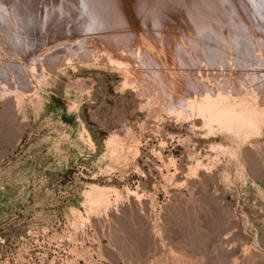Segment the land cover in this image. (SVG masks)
<instances>
[{
    "label": "rangeland",
    "instance_id": "1",
    "mask_svg": "<svg viewBox=\"0 0 264 264\" xmlns=\"http://www.w3.org/2000/svg\"><path fill=\"white\" fill-rule=\"evenodd\" d=\"M6 1L0 264H264V0ZM220 91L263 118L206 126Z\"/></svg>",
    "mask_w": 264,
    "mask_h": 264
},
{
    "label": "bare ground",
    "instance_id": "2",
    "mask_svg": "<svg viewBox=\"0 0 264 264\" xmlns=\"http://www.w3.org/2000/svg\"><path fill=\"white\" fill-rule=\"evenodd\" d=\"M2 1V0H1ZM4 1V0H3ZM6 1V0H5ZM96 1V0H95ZM115 1V0H114ZM123 1V0H122ZM146 1V0H145ZM153 1V0H152ZM7 2V1H6ZM108 2V1H107ZM159 2V1H158ZM160 2H163V1H160ZM159 2V3H160ZM4 3V2H3ZM103 3V2H102ZM114 3V2H113ZM117 3V2H116ZM121 3V2H119ZM131 3V2H130ZM136 3V2H135ZM152 3V2H151ZM156 3V2H155ZM109 4V3H107ZM128 4V3H127ZM132 4V3H131ZM137 4V3H136ZM144 4V3H143ZM147 4V3H146ZM220 4V3H219ZM224 4V3H223ZM113 5V4H112ZM152 5L154 6V4L152 3ZM165 5V4H164ZM140 7V5H138ZM159 6V5H158ZM157 6V7H158ZM227 6V5H226ZM95 7V6H94ZM118 7V6H117ZM133 7V6H132ZM144 7V6H143ZM147 7V6H146ZM151 7V6H150ZM162 7V6H161ZM2 9H4L2 6H1ZM131 8V7H130ZM148 8H149V5H148ZM165 8V7H164ZM163 8V9H164ZM1 9V10H2ZM117 9V8H116ZM125 9V8H124ZM137 11L140 9V8H136ZM155 9V8H154ZM1 14L3 11H1ZM120 10V9H118ZM126 10V9H125ZM201 10V9H200ZM217 10V9H216ZM7 10H5L3 13H5ZM129 11V10H128ZM141 11V10H140ZM143 11V10H142ZM146 11V10H145ZM148 11V10H147ZM156 11V10H155ZM158 11V10H157ZM233 11V10H232ZM9 12V11H8ZM125 12V11H124ZM131 12V11H130ZM252 12V11H251ZM123 13V12H122ZM139 15V12H137ZM157 13V12H156ZM155 13V14H156ZM96 14V13H95ZM107 14V13H106ZM135 14H136V11H135ZM154 14V15H155ZM158 14V13H157ZM197 14V13H196ZM127 15V14H126ZM133 15V14H132ZM145 15V14H143ZM150 15V14H149ZM148 15V16H149ZM154 19L156 18V16H154ZM212 15V14H211ZM216 15V14H215ZM6 16V15H4ZM3 16V17H4ZM122 16V15H121ZM136 16V15H135ZM142 16V15H141ZM140 16V17H141ZM203 16V15H202ZM201 16V17H202ZM206 16V15H205ZM219 16V15H217ZM1 17V16H0ZM16 17V16H15ZM115 17V16H114ZM133 17V16H132ZM138 17V16H137ZM152 17V18H153ZM160 17V14L157 16V20L159 19ZM173 17V16H172ZM200 17V18H201ZM51 18V17H50ZM107 18V17H106ZM148 18V17H147ZM151 18V19H152ZM9 19V18H8ZM125 19V18H124ZM146 19V18H145ZM154 19H152V22L154 21ZM197 19V17H196ZM216 19V18H215ZM1 20V19H0ZM5 21V17L3 19ZM119 20V19H118ZM149 20V18H148ZM161 20V19H160ZM164 20V18H163ZM3 21V22H4ZM120 21V20H119ZM129 21V20H128ZM156 21H154V23H157ZM200 22H202L201 20H199ZM89 22V21H88ZM87 22V23H88ZM125 22V21H124ZM149 22V21H148ZM147 22V23H148ZM160 22V21H159ZM166 22V21H165ZM218 22V21H217ZM7 23V22H6ZM112 23V22H111ZM127 23V22H126ZM125 23V24H126ZM236 23V22H235ZM5 24V23H4ZM165 24V23H164ZM152 25V24H151ZM4 26V25H3ZM6 26V24H5ZM94 26V25H93ZM107 26V25H106ZM165 26V25H164ZM202 26V24H201ZM204 26V25H203ZM203 26H202V29H203ZM255 26V25H254ZM7 27H8V23H7ZM149 27V25H148ZM171 27V26H170ZM207 27H208V24H207ZM165 28V27H164ZM207 29V28H206ZM211 29V26L210 28ZM214 30V29H213ZM212 30V31H213ZM205 31V30H204ZM204 31H203V34H204ZM211 31V30H209ZM200 33V32H198ZM121 34V33H120ZM202 35V33H201ZM111 36V35H110ZM156 36V35H155ZM231 36V35H230ZM109 37V36H108ZM112 37V36H111ZM121 37V36H120ZM206 37V35H205ZM216 37V36H215ZM110 38V37H109ZM235 38V37H234ZM15 39V38H14ZM102 39V38H101ZM105 39V38H104ZM217 40V39H215ZM233 40V39H232ZM107 41V40H106ZM111 41V40H110ZM119 41V39H118ZM211 41V40H210ZM222 41V39H221ZM225 41V40H223ZM222 41V42H223ZM18 42V41H17ZM230 42V41H229ZM73 43V42H72ZM105 43V42H104ZM115 43V41H114ZM119 44V43H118ZM122 44V43H121ZM160 44V43H159ZM236 44V43H235ZM222 45V44H221ZM251 45V44H250ZM244 47V46H243ZM103 49V48H102ZM114 50V49H113ZM243 50V49H242ZM249 53V51H247ZM137 53V52H136ZM246 53V52H245ZM122 54V53H121ZM216 55V54H215ZM226 55V54H225ZM254 55V54H253ZM79 56V55H78ZM89 56V55H88ZM96 56V55H95ZM108 56V55H107ZM117 56V55H116ZM134 56V55H133ZM152 56V55H150ZM194 56V55H193ZM218 57V56H217ZM114 58V57H113ZM216 59V58H215ZM120 60V59H119ZM122 61V59H121ZM157 61V60H156ZM195 62V61H194ZM203 62V61H202ZM63 64V63H62ZM122 64H124L122 62ZM128 64V63H127ZM118 65V63H117ZM126 66V64H125ZM129 66V65H128ZM131 67V66H130ZM56 69V68H55ZM215 75V74H214ZM248 77V76H247ZM200 82V81H199ZM203 82V81H202ZM127 83V82H126ZM129 83V82H128ZM233 86V85H232ZM205 88V87H204ZM243 88V87H242ZM200 89V88H199ZM228 90V89H227ZM221 92V91H220ZM224 93H205L204 95H200L201 98L199 99H194V100H187V106L191 109H193V111L195 112H198V114H200L202 117H203V121H204V124L208 127H213V126H222L224 128H226L228 131H230V129L233 131V130H238L240 131L241 129H243L245 126L248 125V122H253V123H258L260 122V120L263 118V115H262V111L260 109H258V107L254 106V105H250V104H247L245 102H241L240 100H238V98L234 97L235 95L231 96V95H223ZM197 95V94H196ZM195 95V96H196ZM248 97V95H247ZM241 98V97H240ZM193 99V98H192ZM242 99V98H241ZM248 102V101H247ZM183 110V109H182ZM182 112V111H181ZM197 114V115H198ZM221 127V129L223 130V128ZM250 127H248L249 129ZM264 129V128H263ZM226 130V131H227ZM245 130V129H243ZM231 131V132H232ZM242 131V130H241ZM233 133H236V132H233ZM248 133V132H247ZM109 140V139H108ZM137 141V139L132 135L131 133V130H128L124 135L120 136V135H113L110 137V140H109V145H112L113 147L109 148L108 147V150L111 149V152L113 157H116L117 161L119 158L123 157V158H126V154H127V151L129 152H135V153H138V150L139 148L137 147L138 145H136L137 143H135ZM138 142V141H137ZM126 144V145H125ZM136 145V146H135ZM212 145V144H211ZM126 148V150H125ZM259 148V147H258ZM236 149V148H235ZM246 150V149H245ZM236 153V152H235ZM249 153V152H248ZM134 155V154H133ZM137 155V154H135ZM134 155V156H135ZM246 157V155H245ZM248 158V157H246ZM122 159V158H121ZM164 159V158H163ZM249 160V158H248ZM125 161V160H124ZM251 161V160H250ZM249 163V161H248ZM195 164V163H194ZM251 167V166H249ZM200 170V169H199ZM255 171V170H254ZM230 178V177H229ZM101 189V188H100ZM118 190V189H117ZM116 189L113 191L111 188L109 187H103L101 190H97L95 189L96 191V196H94L95 198L94 199H99L98 201L104 203L105 207L108 208V206L110 205L108 203L109 201V198L111 196V194L115 193L114 195H116V199L118 198L117 196H119L120 192L117 191ZM90 191V190H89ZM132 191V190H131ZM131 193V192H130ZM137 193V192H136ZM135 193V194H136ZM90 195L88 194V197ZM135 196V195H134ZM138 196V195H137ZM142 196V195H141ZM86 200V199H85ZM92 200V199H91ZM96 201V200H93V202ZM110 202V201H109ZM92 203V202H91ZM108 203V206H106ZM102 205V204H101ZM141 208V207H140ZM93 212V211H92ZM101 212V211H100ZM198 214V213H197ZM264 219V218H263ZM111 222V221H110ZM192 224V223H191ZM195 227V226H194ZM207 241V240H206ZM262 249V248H261ZM173 255V254H172ZM247 255V254H246ZM252 255V254H250ZM254 255V254H253ZM249 257V256H248ZM247 257V259H248ZM188 260V259H187ZM186 260V261H187ZM173 261V260H172ZM190 261V260H189ZM249 261V260H248ZM191 263V262H190ZM189 262H187V264H190ZM182 264V263H180ZM193 264V263H192ZM210 264V263H209ZM214 264V263H213Z\"/></svg>",
    "mask_w": 264,
    "mask_h": 264
}]
</instances>
